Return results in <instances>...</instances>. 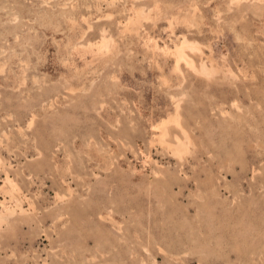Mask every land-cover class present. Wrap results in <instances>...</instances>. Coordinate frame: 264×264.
<instances>
[{"label": "rangeland", "instance_id": "1", "mask_svg": "<svg viewBox=\"0 0 264 264\" xmlns=\"http://www.w3.org/2000/svg\"><path fill=\"white\" fill-rule=\"evenodd\" d=\"M0 264H264V0H0Z\"/></svg>", "mask_w": 264, "mask_h": 264}, {"label": "bare ground", "instance_id": "2", "mask_svg": "<svg viewBox=\"0 0 264 264\" xmlns=\"http://www.w3.org/2000/svg\"><path fill=\"white\" fill-rule=\"evenodd\" d=\"M187 44V43H186ZM180 58V57H179ZM9 183V182H8Z\"/></svg>", "mask_w": 264, "mask_h": 264}]
</instances>
